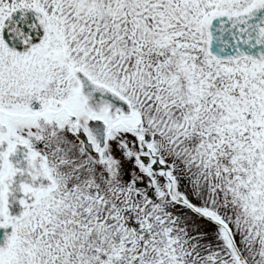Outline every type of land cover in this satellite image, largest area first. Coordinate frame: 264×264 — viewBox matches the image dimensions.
Masks as SVG:
<instances>
[{"label": "snow or ice", "instance_id": "1", "mask_svg": "<svg viewBox=\"0 0 264 264\" xmlns=\"http://www.w3.org/2000/svg\"><path fill=\"white\" fill-rule=\"evenodd\" d=\"M0 264H264V0H0Z\"/></svg>", "mask_w": 264, "mask_h": 264}]
</instances>
